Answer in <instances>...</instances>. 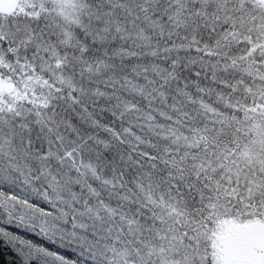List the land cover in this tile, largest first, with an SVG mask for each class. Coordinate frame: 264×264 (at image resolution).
Wrapping results in <instances>:
<instances>
[{
  "label": "snow or ice",
  "instance_id": "6c2138e0",
  "mask_svg": "<svg viewBox=\"0 0 264 264\" xmlns=\"http://www.w3.org/2000/svg\"><path fill=\"white\" fill-rule=\"evenodd\" d=\"M2 264H264V0H0Z\"/></svg>",
  "mask_w": 264,
  "mask_h": 264
},
{
  "label": "trees",
  "instance_id": "16d2710c",
  "mask_svg": "<svg viewBox=\"0 0 264 264\" xmlns=\"http://www.w3.org/2000/svg\"><path fill=\"white\" fill-rule=\"evenodd\" d=\"M7 258V255L5 254L4 256H0V264H2V261Z\"/></svg>",
  "mask_w": 264,
  "mask_h": 264
}]
</instances>
